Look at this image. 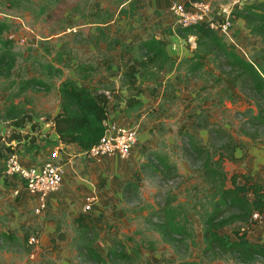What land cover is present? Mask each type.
Instances as JSON below:
<instances>
[{
	"label": "rangeland",
	"instance_id": "1",
	"mask_svg": "<svg viewBox=\"0 0 264 264\" xmlns=\"http://www.w3.org/2000/svg\"><path fill=\"white\" fill-rule=\"evenodd\" d=\"M207 1L215 12L231 10L235 18L232 37L224 36L225 40L247 59L264 62V33H252L240 13L246 5L261 0ZM150 2L34 0L12 9L0 7V53L7 54L0 61V120L11 125V116L16 114L3 116L4 104L14 100L36 121L48 122L61 109L59 86L70 77L91 86L97 95L101 89L109 95L112 90L114 100L124 99L120 86L135 85L132 74L124 71L146 52L140 49V42L156 30H169L170 22L174 29L180 27L171 7L164 10L154 4L148 6ZM166 17L171 19L169 23H164ZM142 33L147 37L142 38ZM190 35L184 49L196 48V36ZM132 38L136 40L132 42ZM224 61L221 55L208 57L207 66L194 72L186 61L176 62L170 71L155 72L157 67L152 64L143 67L141 82L126 90L127 94L138 92L147 97L142 98L140 107L125 112L121 108L127 123L138 131L132 153L124 158L107 156L111 158L106 163L109 168L99 166L96 170L94 166V188L88 168L92 159L84 157L81 176L73 172L55 192L56 204L48 203L41 212L35 211L36 204L24 205L27 189L19 178L5 172L7 139L22 128L13 126L11 133H0V189L4 197L11 194L8 203L12 206L0 213V264H264L263 256L248 261L233 252L204 250V225L215 213L213 222L224 230L237 232L243 225L241 231L251 239H264L259 222L251 217L244 222L235 206L219 203V210L214 208L218 198L212 197L211 183L203 172L205 160L212 154L217 158L218 148L225 142L241 145L237 159H244L252 147L264 142V120L251 121L264 109L263 99L240 78L232 89L229 78L235 73L230 74L231 67ZM103 78L108 82L103 83ZM28 126L30 122L25 129ZM44 126L36 130H43L41 135L50 134ZM16 143L13 139L12 144ZM47 150L36 148L33 158L30 153L21 157L29 163H42L52 159ZM224 154H229L227 148ZM237 159H224L228 186H232L234 173L246 170L238 169ZM253 174L264 181V167ZM237 180L243 182L244 177L239 175ZM91 188L100 190L101 206H108L114 214L101 216L96 226L87 229L81 227L78 218L83 214L97 216L95 204L84 209L86 191ZM168 204L181 212L187 235L165 236L157 228ZM33 234L38 238L34 244L29 241ZM86 243L94 245L106 261L90 256ZM112 247L131 258L109 256Z\"/></svg>",
	"mask_w": 264,
	"mask_h": 264
},
{
	"label": "trees",
	"instance_id": "2",
	"mask_svg": "<svg viewBox=\"0 0 264 264\" xmlns=\"http://www.w3.org/2000/svg\"><path fill=\"white\" fill-rule=\"evenodd\" d=\"M25 2H34V0H0V7L6 6L12 9ZM240 13L252 33L255 35L264 33V0L246 5L240 10ZM165 32L169 34L178 33L185 38H188L190 34H194L196 36V48L192 49V55L180 57L174 53H170L168 42L164 37L153 35L142 40L139 46L140 49L143 48L146 52L142 54L139 60L136 58V62L134 60L124 71L126 74H132L135 85L137 81L141 82L142 69L149 64L157 67V69L155 68V72H160L170 71L176 67V62L186 61L189 65V70L194 72L201 67L207 66L206 60L208 57L215 59L217 55H221L224 57V63L231 67L230 74L235 73L229 78L230 87L234 89L238 83L237 79L240 78L241 81L251 85V88L260 94L264 103V62H256L241 55L234 46L225 40L218 30L211 28L205 22L189 27L169 28ZM184 32H187V34H183ZM6 55V52L0 53V61ZM126 84L128 86H120L119 91L121 93H123V89L135 86L131 83ZM59 90L61 109L47 120L52 123L54 130L58 134L57 140L51 138L49 134L40 137L41 132H35L36 127L41 124L36 121V117L20 108L18 102L14 100L10 103L7 100L5 101L6 115L3 114V116L7 117L16 114L11 116L13 117L11 125L15 129H20L19 127L23 128L27 122H30L29 130L24 133L19 130L17 133L9 136L7 139V153L12 151H16L20 155H29L30 153V157L33 158L34 153L32 152L34 149L46 147L48 149L47 154H50L59 141L65 144L77 143L83 150H86L101 140L106 131L105 119L108 116L109 105L115 99L113 91L110 90L109 95L105 89H102L100 94L97 95L91 86L72 77L65 79L60 84ZM140 94L138 92L124 94V99H121L125 100L128 109L140 107L143 104ZM20 113H23V115L18 117ZM253 119L263 121L264 109L258 110L252 116L251 121H255ZM13 139L17 140L16 145L12 144ZM40 140H44V142ZM238 145L235 142L233 144H230V142L223 143L221 148H218L219 155L217 158H214V154H212L205 160L203 172L204 176L211 183L209 189L212 191V197L218 198L217 205L214 208L219 210V203L221 205L222 203L231 204L243 214L244 222H248L254 211L264 213V181H261L259 176L254 175L251 170H248L247 172L234 173L231 177L232 186L227 185L228 175L224 169V159L227 157L237 159L235 150ZM226 148L229 151L228 155L224 154ZM164 164L169 166L167 162H164ZM239 175L244 177L243 182L237 180ZM163 211L165 213L157 224V228L162 234L165 236H185L188 234L187 224L180 219L181 212L175 210L169 204L163 208ZM84 215L79 217L78 220L81 227L87 229L92 228L93 224L96 226L97 221L102 219L99 215L94 217H86ZM215 215L217 213L212 214L204 225L205 251L233 252L248 261L255 260L258 256L264 257L263 240L251 239L245 232L241 231V226L243 225L239 226L237 232L224 230V227L222 228L221 225L213 222ZM3 235L10 238L14 237L12 234L7 233H3ZM84 246L88 254L95 260L106 261V256L97 250L94 245L86 243ZM108 255L131 258L130 254L115 247L109 249Z\"/></svg>",
	"mask_w": 264,
	"mask_h": 264
},
{
	"label": "built area",
	"instance_id": "3",
	"mask_svg": "<svg viewBox=\"0 0 264 264\" xmlns=\"http://www.w3.org/2000/svg\"><path fill=\"white\" fill-rule=\"evenodd\" d=\"M132 2L134 0H126ZM171 13L175 22L182 27L193 26L202 22L211 28L218 30L225 37H232L235 28V18L231 16V10H218L215 12L211 3L207 0H189L186 2H174L171 5ZM109 93V91H106ZM106 131L101 140L90 148L84 150L85 155L101 161L107 156L119 155L128 157L134 150L138 131L135 125L120 123L110 118L105 119ZM51 160L42 163H29L16 152H8L6 156L5 172L10 177L19 178L23 187L36 198V212L47 208L51 195L60 189L66 176L67 152L62 142L51 150ZM19 189H16V193ZM97 199L96 194H88L84 209L89 210ZM251 218L259 222L264 235V213L254 211ZM29 241L38 242L36 235H31ZM264 241V239H263Z\"/></svg>",
	"mask_w": 264,
	"mask_h": 264
},
{
	"label": "crops",
	"instance_id": "4",
	"mask_svg": "<svg viewBox=\"0 0 264 264\" xmlns=\"http://www.w3.org/2000/svg\"><path fill=\"white\" fill-rule=\"evenodd\" d=\"M149 2L151 0H148ZM187 0H152V2L149 3L148 6H152L154 4V6L156 5V7L162 8L164 10H168V8L171 7V5L174 2H186ZM171 14V13H170ZM172 17V15L170 16ZM166 22L164 23H169L168 21H171V19L169 20V18L166 17ZM173 21V18H172ZM173 22H170L169 24V28L174 29V24H172ZM155 32V30H154ZM146 35V36H145ZM157 37H164L167 42H168V50L170 51V53H192V49L189 50L188 48L184 49L185 47V43H187V40L185 37H182L181 35H179L178 33H166L164 31L160 30H156V33L154 34ZM143 36L147 37V33H142L141 37L143 38ZM191 36V35H190ZM193 36V35H192ZM133 39V38H132ZM136 40L133 39L132 42ZM138 40V39H137ZM185 50V51H184ZM106 64H110V62L106 61ZM108 79H111V76L108 77ZM107 78H103L102 82H108ZM102 90V89H101ZM100 90V91H101ZM124 94H127V90L123 89ZM96 93V92H95ZM140 96L144 99V97H147V94H140ZM121 108H123L124 112L127 109L126 104H125V100L120 99L119 101L117 100H113L110 103V107H109V111H108V118L115 120L117 122L120 123H127V119L125 117H123L122 114H124V112L121 111ZM46 125V129H50V137L53 139H58V134L56 133V131L54 130V127L52 125V123L49 122H43L40 124L39 127H42L43 129L45 128L44 125ZM38 128V127H36ZM30 129V126H28L27 129H25V127H23L22 129H20L23 133L27 130ZM11 130H13V125H7L5 124V122L3 120H0V133L1 134H6V133H11ZM35 132H38V130L35 129ZM41 132H43V130H41ZM47 135L46 133H43L42 135H40V137ZM16 140V139H15ZM17 141V140H16ZM42 142V140H40ZM64 150L67 152V162H66V176H65V180L62 184V186H64L66 180L68 179V177L74 175L72 174L74 173H78L79 176H81V167L83 166L82 164V160L83 158L87 157L84 153V150L77 144V143H70V144H65L62 143ZM239 147H241V145H238V150ZM235 150V155L237 157H239L238 155V150ZM88 158V157H87ZM114 159V157L112 158ZM111 160V158L105 157L101 160V162H94V160H89L90 164L88 165V168L90 169V172H92V174H90L91 176V180H90V184L93 186L94 188V180H92L93 175H94V166L95 169L98 170L99 166L102 168H109V165H107L106 163H108ZM238 164L237 167L238 169H244L246 167V170L243 172H247L248 170H251L252 173L256 172V171H260V169L262 167H264V142H261L260 144H258L257 146H254L250 149V153H248L244 159L243 158H238ZM103 163H105V166H103ZM113 169V168H112ZM241 173V172H239ZM62 186L60 187V189L62 188ZM91 188L89 191H86L87 194H97L98 195V202L94 203L95 207H96V214L99 216H112L114 213L112 210H110V208L108 206H104L101 204L102 200H101V193L100 190L97 189H93ZM59 189V190H60ZM58 191V190H57ZM85 192V193H86ZM24 194L26 193V191L24 190L23 192ZM26 194L28 195H24L23 197L25 198V204L27 205L26 207H31L34 206L35 204L37 205L36 202V198L33 197L29 192H27ZM56 193L54 192L51 195V198L49 200V205L52 206L53 204H56L57 198L58 196L55 195ZM9 198H11V194H8L7 196L4 197V194L2 192V190L0 189V213L4 214L5 212H7L9 209H12L11 204L8 203ZM65 198V197H63ZM7 203V204H6ZM35 205V206H36ZM51 209V207H50ZM50 209L48 210V212L50 211ZM17 211V210H16ZM19 211H17L18 213ZM122 213V212H120ZM23 219H25V217H22ZM105 256V255H104Z\"/></svg>",
	"mask_w": 264,
	"mask_h": 264
}]
</instances>
